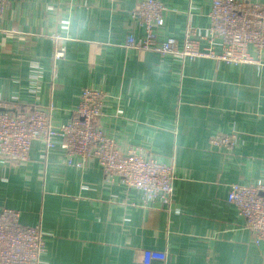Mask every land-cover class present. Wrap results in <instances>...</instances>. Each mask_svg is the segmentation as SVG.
<instances>
[{
	"label": "crops",
	"instance_id": "1",
	"mask_svg": "<svg viewBox=\"0 0 264 264\" xmlns=\"http://www.w3.org/2000/svg\"><path fill=\"white\" fill-rule=\"evenodd\" d=\"M5 1L0 100L52 106V125L59 127L71 119L83 88L102 90L98 123L121 154L137 147L174 166L165 206L105 176L95 159L67 166L61 149L45 154L36 141L28 161L0 160V209L18 211L23 227L42 228V264H143V250L166 254L152 264H264V242L254 244L226 200L232 183L264 184V50L258 64L181 61L125 47L128 36L144 38L132 17L140 0ZM160 2L156 45L168 38L181 44L188 25L202 33L209 26L210 0ZM56 35L65 57L54 72ZM232 132L230 152L211 149L212 135Z\"/></svg>",
	"mask_w": 264,
	"mask_h": 264
},
{
	"label": "built area",
	"instance_id": "2",
	"mask_svg": "<svg viewBox=\"0 0 264 264\" xmlns=\"http://www.w3.org/2000/svg\"><path fill=\"white\" fill-rule=\"evenodd\" d=\"M5 4V0H0V19ZM164 12L165 6L160 0H140L132 17L140 20L144 38L136 41L128 36L125 47L171 55L181 61L208 58L230 64H258L259 54L264 50V5L250 0H210L209 26L205 32L188 25L181 44L168 38L156 45V29L163 24ZM52 39L55 72V63L65 57V49L59 36ZM249 47L254 55L248 51ZM105 99L104 91L83 88L71 119L59 127L52 125V106L19 107L0 100V160L9 165L28 161L31 144L36 141L42 144L45 154L61 149L67 166L79 168L87 160L95 159L105 176L118 177L124 186L141 191L147 200H159L169 206L174 166L146 158L137 147L129 148L122 155L117 142L106 136L98 123ZM236 140L234 132L217 133L208 143L211 149L228 153ZM226 200L242 217L254 244L264 242V184L232 183ZM19 217L16 210L0 209V264H42L46 234L40 226L23 227ZM166 260L163 252L142 251L143 264Z\"/></svg>",
	"mask_w": 264,
	"mask_h": 264
}]
</instances>
